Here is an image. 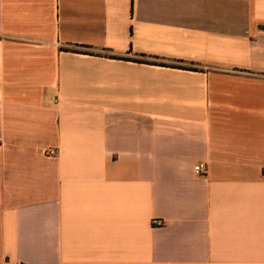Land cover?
Here are the masks:
<instances>
[{"label":"crops","instance_id":"0c3cea01","mask_svg":"<svg viewBox=\"0 0 264 264\" xmlns=\"http://www.w3.org/2000/svg\"><path fill=\"white\" fill-rule=\"evenodd\" d=\"M0 264H264V0H0Z\"/></svg>","mask_w":264,"mask_h":264},{"label":"built area","instance_id":"2783aa9c","mask_svg":"<svg viewBox=\"0 0 264 264\" xmlns=\"http://www.w3.org/2000/svg\"><path fill=\"white\" fill-rule=\"evenodd\" d=\"M56 154H57V150L52 149V148L45 149L44 152H43L44 157L45 158H49V159L55 157ZM194 170H195V172L197 174H201L202 175V174L205 173V168H203V166H201V165L196 166L194 168ZM151 223H152L153 226H156V227L163 226V221L159 220V219H154V220H152Z\"/></svg>","mask_w":264,"mask_h":264},{"label":"trees","instance_id":"16d2710c","mask_svg":"<svg viewBox=\"0 0 264 264\" xmlns=\"http://www.w3.org/2000/svg\"><path fill=\"white\" fill-rule=\"evenodd\" d=\"M155 60H158L157 58H155ZM142 63H151V64H154V65H159V66H164V67H176V65H167V64H164L162 62H145V61H141Z\"/></svg>","mask_w":264,"mask_h":264}]
</instances>
